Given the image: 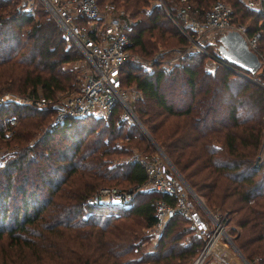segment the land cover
Listing matches in <instances>:
<instances>
[{
    "label": "trees",
    "instance_id": "16d2710c",
    "mask_svg": "<svg viewBox=\"0 0 264 264\" xmlns=\"http://www.w3.org/2000/svg\"><path fill=\"white\" fill-rule=\"evenodd\" d=\"M16 1L0 0V93L12 89L32 103L38 94L50 100L70 86L71 74L61 65L76 59L77 51L64 47L57 25L44 9L38 7L34 18L18 11ZM117 1L127 3L124 12L135 17L126 31L130 50L135 46L150 53L148 36L173 29L165 26L169 22L159 6L146 9L149 0H97L118 7ZM163 1L175 17L176 10L185 7L188 16L201 18L214 0ZM220 1L228 3L232 22L244 24L245 18L250 19L244 24L246 33H259L255 47L264 53V12L249 10L243 0ZM136 24L142 25L134 29ZM220 33L213 34L216 42ZM177 40L184 42L181 36ZM197 54L165 74L160 68L136 73V66L124 62L120 83H133L141 98L153 100L160 112L184 117V124L161 129L151 115H145L147 111L136 108L138 121L192 192L207 208L231 212L228 220L233 218L231 224L241 229L230 237L243 258L264 264V151L260 161L256 159L263 145L264 87L222 65L214 78L217 85L211 86L205 80L213 75L201 67L194 69L202 56L197 59ZM192 60L196 63L190 64ZM177 73L184 75V84L176 92L170 87L161 92L163 79ZM255 73L264 81L260 72L247 74ZM53 109L36 108L34 103L0 106V141L8 149L0 162L2 259L9 264L190 263L202 240L178 210L149 249L140 246L146 237L143 229L156 222L155 205L173 206L172 195L139 190L124 209L86 203L101 186L132 190L131 186L145 183L146 173L137 159L116 160L130 154L131 141L137 147L141 138L137 129L125 126L116 107L102 123L84 116L52 124L47 118ZM9 114L18 120L12 128L3 122ZM6 129L10 135H5ZM87 210L90 214L83 218Z\"/></svg>",
    "mask_w": 264,
    "mask_h": 264
},
{
    "label": "built area",
    "instance_id": "2783aa9c",
    "mask_svg": "<svg viewBox=\"0 0 264 264\" xmlns=\"http://www.w3.org/2000/svg\"><path fill=\"white\" fill-rule=\"evenodd\" d=\"M244 4L249 10L264 12V0H244ZM38 7L44 9L53 19L64 45L74 47L84 62L83 79L80 85L76 90L65 93L63 98L57 99L52 105L56 108V115L52 123H57L65 117H105L111 114L117 104L121 107L120 120L136 122L137 119L124 97L119 79L120 66L126 60L139 62L137 57L129 53L131 40L126 31L131 21L124 10L110 2L99 4L97 0L16 1L18 11L33 17H37L36 10ZM163 9L166 17L176 26L178 33L191 44V47L188 48L187 46L186 50L194 48L204 53L211 63L219 62L233 72L244 75L240 68L224 61L217 51V42L212 35L211 37L208 36V33L235 30L242 35L248 49L255 53L259 66L264 64L255 47L259 33L247 34L243 24L232 22L230 20V7L222 1L214 0L201 18L188 16L185 7L176 10L177 17L169 8L163 7ZM207 45L212 48L210 52L206 51ZM180 56L181 54H178L174 59ZM7 102L25 105L32 102V99L29 97L19 98L9 94L0 97V105ZM47 102L49 101L44 97L38 96L33 103L43 105ZM8 119L9 117H5L4 121L7 122ZM144 159H138V161L146 173V186L155 191L168 193L174 198L173 206L162 202L156 204V222L152 225V232L161 228L173 211L178 210L181 215L187 217L202 243L204 241L199 249V254L191 263L198 261L200 264L209 250L206 247L212 246L217 236H223L224 232L220 222L217 221L216 217L207 213L198 200L194 206L184 181L173 174L165 163L163 164L156 159H151V161ZM130 195L127 190L101 187L87 199L86 203L91 206L126 207L130 203ZM89 214L90 211L87 210L82 214V217L85 218ZM226 240L227 242L224 241V244H229L234 251L235 259H230L225 264H251L243 260V256L241 257L234 249L231 237H226ZM215 259L223 264L219 257H215Z\"/></svg>",
    "mask_w": 264,
    "mask_h": 264
},
{
    "label": "rangeland",
    "instance_id": "374dc122",
    "mask_svg": "<svg viewBox=\"0 0 264 264\" xmlns=\"http://www.w3.org/2000/svg\"><path fill=\"white\" fill-rule=\"evenodd\" d=\"M117 2L119 3L120 1H117ZM223 3L226 4V2H224V1H223ZM118 5H119L118 6L119 9H123V8L126 7L127 3L126 4L125 3H119ZM152 5L159 6V8L162 10L161 12H163L162 14H164V15H165V13H164L163 7L168 9V7L166 6V4H165V2L163 0H149L148 3H147V8L146 9L150 10ZM129 19H130V21H132V20L135 19V17H132V18L129 17ZM164 19H165V21L167 19V22H169V24L165 23V26L167 25L169 27V25H171V26H173L174 31L177 32L176 31V26L167 17L164 18ZM248 23H250V19L249 18H245L244 19V24L248 25ZM145 24H147V23H145ZM140 25H142V24L134 25V29H136L137 27H140ZM173 29L171 30V32H169V33L164 32L160 36H157L156 32H152L148 36L149 41L152 43V45H150V46H152V49H153L150 53H144L143 51H140V50L136 49L135 46H134V48L132 47L131 50L129 48V51H130L129 53L130 54L132 53L134 57H137L139 62H133V61L126 60L125 64H131V65L136 66L138 68L136 73H139V72H146L147 73V72H151V71H154V70L160 68V69H162L163 73L165 74L173 66L180 65L181 63H186L188 61L187 60V56L188 55L196 54V52H199V51L194 49V48H190V49L186 50V47L187 46H188V48L191 47V44L189 43L188 40H186L179 33H178L179 35L177 33L174 34ZM145 33H146V31L143 32V34H145ZM213 34L208 33V36L211 37V35H212L213 39H214V35ZM178 36L179 37L181 36L184 39V42L179 43V41L177 40ZM145 42H148V40L146 39ZM64 47H68V46L64 45ZM206 48H207L206 51H208V52H210L212 50V48L209 45H207ZM76 53L78 55V57L76 59L71 60V61H67V62H65V63H63L61 65L62 69L68 70L70 72V74H71L70 86L66 87L62 91L55 92V96L52 99L48 100L49 102H47V103H45L43 105L34 104V106L36 108H45L46 106H50L51 107L56 102L57 99L63 98L65 93L72 92V91L76 90L77 87L80 85V83L82 82V79H83L84 62H83L81 56L79 55V53L78 52H76ZM199 53L202 56H201V59L199 60L200 61L199 64L196 65L194 67V69H196L197 71H201V69H200V67H201L204 71L210 72V74L213 75V79L210 77L211 78L210 81L209 80H205V83L208 82V83H210L211 86L212 85H214V86L217 85V83L215 82L214 78L218 76V74L220 72V68H221L220 66L221 65L224 66V65L219 63V62L211 63L204 53H201V52H199ZM258 53L261 55V58H262L263 63H264V53L262 51L261 52L258 51ZM178 54H181V56L177 57L176 59H174L175 56H178ZM200 54H197V59H198V56ZM194 56H196V55H194ZM189 63L190 64H194V63H196V61L192 60ZM171 70L175 71L176 69H171ZM256 72H260V73H262L264 75V64H262L261 67L259 66L258 69L256 70ZM242 73L247 76V77H245V76L241 75L246 80H248V81H250V82H252L254 84L261 85V86L264 87L263 78L260 77V76L257 77L256 73L254 75L247 74V73H245L243 71H242ZM172 74H173V72H172ZM183 78H184V75L181 74V73H177L175 75H170V76L167 75L163 79V81L160 83L159 90L161 92L165 93L166 92V88L170 87V89H172L173 92H176L177 88L180 87L182 84H184ZM121 88L124 91V97H125L126 101L129 103V105L131 106V109H132L136 119H137V115L139 116V114L136 111V108L140 107L142 110L147 111V112H145V115H151V118L153 119L154 122H158V123L161 124V126H160L161 129L174 128V127H171V125L177 124V122L180 123L181 121H182L181 124H184V119H183L184 117H182V116H180V117L171 116V115H168V114H166L164 112H160V108L155 106V103L153 102V100H151V99H142L141 98V94L135 88L133 83H129V84L122 83L121 84ZM215 88H218V87H215ZM39 92L40 91H38V93ZM173 92H171L172 95H173ZM4 94H9V95H12V96H15V97H19V98L27 97L26 95H24L22 93H19L16 90H12V89H3V90H1L0 97H3ZM38 96H40V94H38ZM7 103H11V102H7ZM30 104H33V103L30 102V103H27L26 105H30ZM0 106H2V105H0ZM115 107L117 108L116 115H118V118H120L121 107L118 104ZM53 108H54L53 109L54 110L53 114L51 116H48V118H47V119L50 120L49 123H52V121H53V119H54V117L56 115V108L55 107H53ZM223 112H224V108H223ZM108 116L109 115H107L105 117L97 116V117H94V118L95 119H97V118L101 119L100 123H102L104 120L107 119ZM6 117H9L7 122H5L4 118H3V122L7 123L6 126H10L12 128V127L18 125L17 117L14 114H9ZM121 121L125 124V126L129 125V126L135 127L137 129V131L139 132L141 138L139 140V143L137 144V147L134 146V142L133 141H131L129 143V147L131 148V151H130V154L128 156H124V157L123 156H119V157L116 158V160H123L124 161V160H130V159H137L138 160V159L145 158L144 160L151 161V159H156L157 161H160L163 164L165 163L166 166L169 167L170 170L173 172V174H175L176 176H179V178H181L182 181H184V179L177 172L176 168L173 166L171 161L167 158V156L162 151V149L157 145V143L152 139V137L150 136L148 131L143 127V125L138 121V119H137V122L141 124V127H143L145 133H143V131L141 130V128L139 127V125L136 122H134V121L128 122L127 120H124V119H122ZM263 122H264V111H263ZM55 123H52V124H55ZM263 126H264V124H263ZM219 132H221V130H219ZM5 135H10V131L8 129L5 130ZM146 135H148V137L152 141L150 139H148V137H146ZM212 136H214V134H212ZM197 141H199V138H198ZM156 146L161 150V152L157 149ZM259 148L260 149L257 152L258 156L256 157V159L258 158V162L260 161V159L262 157V153L264 151V135H263L262 148L260 146H259ZM7 152H8V149L5 148V146H3L2 142L0 141V162L2 161L3 156L6 155ZM184 183H185V181H184ZM185 185L188 187V185L186 183H185ZM101 187H115V188H118L116 186H101ZM101 187H99V188H101ZM99 188H97V190ZM131 188H132V190L127 189V191L131 194L130 195L131 198H132V194L134 192H137L139 190H142V191L151 190L150 188H148L146 186V183H144L140 187L135 188L134 186H131ZM118 189L125 190L123 188H118ZM187 189L189 190V193L191 195V201H192V203H194V206H195V204H197L196 202H197V199H198V201L206 209L207 213H209V214H211V215H213L214 217L217 218V221L220 222V224L222 226V229H223V232H224L223 236L219 235V236L216 237L215 242L213 243L212 246L209 247V250H208L207 254L203 257V259H202L200 264H218V263L221 264L218 260L215 259V257H219L220 258L219 260L223 264H225L226 261L229 262L230 259H235L234 251L231 249L229 244L228 243L224 244L225 243L224 241L227 242L226 237L227 238L230 237V234H231V236H234V233L238 232L241 229L238 226L231 224L233 218L228 220L227 217L231 216V212H226L224 210L217 209L216 206L207 208L205 206L204 202L202 201V199H200L198 196H196L189 187ZM192 194H193V196H192ZM127 207H128V205L126 207H116V208L124 209V208H127ZM113 215H115V212H114ZM225 221H226V224H225ZM163 227H164V225L161 228H159L158 230H153V232H152L153 226L144 228L143 229V234L146 235V237L144 238V240H142L140 246L143 247L144 249H149L156 242V239H157L158 235L161 233ZM203 243H204V241H203ZM203 243H202V245H203ZM231 243L236 248V245H235V243L233 242L232 239H231ZM238 252L240 253L239 250H238ZM198 254H199V251L195 254L194 259L196 258V256ZM223 254L226 255L227 257H225ZM240 255H241V253H240ZM2 258L3 257L0 254V264H1V261L3 262V264H9L8 262L6 263L4 261V259H2ZM193 260L190 263H188V264H191L193 262ZM15 263L16 262H14L13 264H15ZM47 263L54 264L55 262L53 260H48L47 262H45V264H47Z\"/></svg>",
    "mask_w": 264,
    "mask_h": 264
},
{
    "label": "water",
    "instance_id": "95a60500",
    "mask_svg": "<svg viewBox=\"0 0 264 264\" xmlns=\"http://www.w3.org/2000/svg\"><path fill=\"white\" fill-rule=\"evenodd\" d=\"M217 41V51L225 62L229 63L230 65L236 66L247 73H253L258 69V58L256 57L254 52L248 49L245 40L240 33L235 30H226L219 34ZM243 76L247 77L246 75ZM137 124L139 125L143 133H145L143 127H141V124L138 122ZM146 137H148V135H146ZM148 139L150 138L148 137ZM157 149L161 152L158 147ZM234 249L240 255L235 247ZM240 256L242 257V255ZM242 259L245 260L243 257Z\"/></svg>",
    "mask_w": 264,
    "mask_h": 264
},
{
    "label": "bare ground",
    "instance_id": "6f19581e",
    "mask_svg": "<svg viewBox=\"0 0 264 264\" xmlns=\"http://www.w3.org/2000/svg\"><path fill=\"white\" fill-rule=\"evenodd\" d=\"M206 248H207V250H208V248H209V245H208ZM205 250H206V249H205ZM204 252H205V251H204ZM204 252H203V253H204ZM193 264H199V263H198V261H196V262H195V263H193Z\"/></svg>",
    "mask_w": 264,
    "mask_h": 264
}]
</instances>
